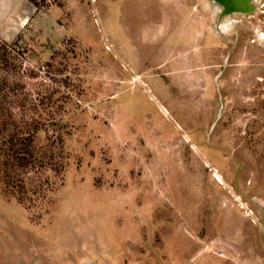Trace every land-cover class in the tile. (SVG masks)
<instances>
[{
    "label": "rangeland",
    "instance_id": "374dc122",
    "mask_svg": "<svg viewBox=\"0 0 264 264\" xmlns=\"http://www.w3.org/2000/svg\"><path fill=\"white\" fill-rule=\"evenodd\" d=\"M1 39L62 168L0 187V264H264V0H0Z\"/></svg>",
    "mask_w": 264,
    "mask_h": 264
},
{
    "label": "trees",
    "instance_id": "16d2710c",
    "mask_svg": "<svg viewBox=\"0 0 264 264\" xmlns=\"http://www.w3.org/2000/svg\"><path fill=\"white\" fill-rule=\"evenodd\" d=\"M11 45L12 42L7 43L1 39L0 51H6ZM3 63L8 64L7 69L10 74L15 71L11 66L12 61L8 62L4 52L0 54V64ZM0 69L7 70L6 67H0ZM11 77L8 75L0 78V91L4 90L2 94L0 93V187L2 193L15 197L19 203L31 209L43 201L44 203L49 202L45 198V193L42 192L51 189L48 181L37 184L35 189L28 187L26 180L29 175L41 173L43 167L50 168L57 174L62 165L58 166L53 162L51 147L54 141H49V150L40 154L35 148L36 132L41 128L39 119L31 114H20L15 111L16 99H13L15 87ZM28 193H40L42 201L28 197Z\"/></svg>",
    "mask_w": 264,
    "mask_h": 264
},
{
    "label": "crops",
    "instance_id": "0c3cea01",
    "mask_svg": "<svg viewBox=\"0 0 264 264\" xmlns=\"http://www.w3.org/2000/svg\"><path fill=\"white\" fill-rule=\"evenodd\" d=\"M81 258V256L80 257H78L77 259H66L65 261H59L58 263L59 264H77V262H78V260ZM48 261H49V259H47ZM221 260V259H220ZM218 260L217 259H215V262L218 264V262H217ZM219 262H222V261H219ZM56 264V263H55ZM231 264H233V263H231Z\"/></svg>",
    "mask_w": 264,
    "mask_h": 264
},
{
    "label": "bare ground",
    "instance_id": "6f19581e",
    "mask_svg": "<svg viewBox=\"0 0 264 264\" xmlns=\"http://www.w3.org/2000/svg\"><path fill=\"white\" fill-rule=\"evenodd\" d=\"M166 109V108H165ZM164 110V109H163ZM178 124V123H177ZM213 176L216 178V180L221 183V179L219 178L218 174L217 173H214Z\"/></svg>",
    "mask_w": 264,
    "mask_h": 264
}]
</instances>
